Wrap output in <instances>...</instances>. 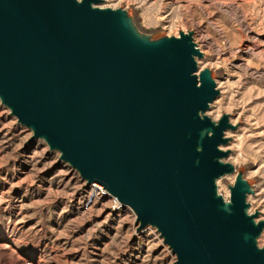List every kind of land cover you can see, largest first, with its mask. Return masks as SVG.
Here are the masks:
<instances>
[{"label": "water", "instance_id": "obj_1", "mask_svg": "<svg viewBox=\"0 0 264 264\" xmlns=\"http://www.w3.org/2000/svg\"><path fill=\"white\" fill-rule=\"evenodd\" d=\"M100 1L0 0L1 104L156 229L173 264H264V220L224 149L237 127L207 115L220 92L191 32L153 39Z\"/></svg>", "mask_w": 264, "mask_h": 264}, {"label": "rangeland", "instance_id": "obj_2", "mask_svg": "<svg viewBox=\"0 0 264 264\" xmlns=\"http://www.w3.org/2000/svg\"><path fill=\"white\" fill-rule=\"evenodd\" d=\"M121 8L153 39L191 32L224 98L227 161L254 194L249 213L264 220V0H101ZM246 49V50H245ZM0 102V264H173L175 255L156 229H137L128 206L113 210L60 153L50 151ZM235 176L217 192L229 199ZM115 209V208H114ZM264 246V231L257 239Z\"/></svg>", "mask_w": 264, "mask_h": 264}, {"label": "bare ground", "instance_id": "obj_3", "mask_svg": "<svg viewBox=\"0 0 264 264\" xmlns=\"http://www.w3.org/2000/svg\"><path fill=\"white\" fill-rule=\"evenodd\" d=\"M246 50V49H245ZM200 71V70H199ZM223 101H224V98H221V99H219V100H215L211 105H210V107H211V111H210V113L211 114H213L214 116H216V115H218V114H220V111H221V108H222V106H223ZM209 107V108H210ZM210 110V109H209ZM208 110V111H209ZM207 111V112H208ZM228 132V131H227ZM227 132H226V134H227ZM93 188H94V190H95V192H96V195L97 196H99V197H101V193L99 192L100 190H102V188L100 187V186H97V185H93Z\"/></svg>", "mask_w": 264, "mask_h": 264}, {"label": "built area", "instance_id": "obj_4", "mask_svg": "<svg viewBox=\"0 0 264 264\" xmlns=\"http://www.w3.org/2000/svg\"><path fill=\"white\" fill-rule=\"evenodd\" d=\"M93 185L100 186V185L94 183V184H91V187ZM100 187L102 188V190L99 191L101 193L102 199L104 197H107L109 199V201L112 203V208L113 207L115 208V209L113 208V210L119 211L121 209V207H123V206L125 207V205H123L121 202L119 203V201L115 197L111 196L104 187H102V186H100Z\"/></svg>", "mask_w": 264, "mask_h": 264}]
</instances>
